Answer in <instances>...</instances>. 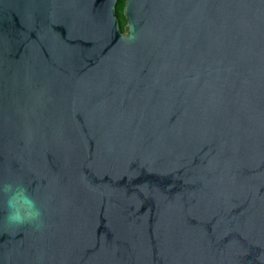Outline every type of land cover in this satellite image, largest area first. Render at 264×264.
Here are the masks:
<instances>
[{"label": "water", "instance_id": "1", "mask_svg": "<svg viewBox=\"0 0 264 264\" xmlns=\"http://www.w3.org/2000/svg\"><path fill=\"white\" fill-rule=\"evenodd\" d=\"M0 0V264H264V0Z\"/></svg>", "mask_w": 264, "mask_h": 264}, {"label": "clouds", "instance_id": "2", "mask_svg": "<svg viewBox=\"0 0 264 264\" xmlns=\"http://www.w3.org/2000/svg\"><path fill=\"white\" fill-rule=\"evenodd\" d=\"M0 210L3 219L12 226H43V212L29 189L21 183H0Z\"/></svg>", "mask_w": 264, "mask_h": 264}, {"label": "trees", "instance_id": "3", "mask_svg": "<svg viewBox=\"0 0 264 264\" xmlns=\"http://www.w3.org/2000/svg\"><path fill=\"white\" fill-rule=\"evenodd\" d=\"M122 4H123V0H117L116 5H115V11H114L117 21H118V26H119L120 31L123 30V24L125 22V19L121 13Z\"/></svg>", "mask_w": 264, "mask_h": 264}, {"label": "flooded vegetation", "instance_id": "4", "mask_svg": "<svg viewBox=\"0 0 264 264\" xmlns=\"http://www.w3.org/2000/svg\"><path fill=\"white\" fill-rule=\"evenodd\" d=\"M116 2H117V0H116ZM116 2H115V5H116ZM123 3H124V0H123ZM115 5H114V11H115ZM122 6H123V4H122ZM121 13H122V7H121Z\"/></svg>", "mask_w": 264, "mask_h": 264}]
</instances>
